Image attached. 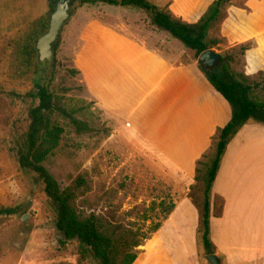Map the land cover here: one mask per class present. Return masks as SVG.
I'll use <instances>...</instances> for the list:
<instances>
[{"label":"rangeland","instance_id":"obj_1","mask_svg":"<svg viewBox=\"0 0 264 264\" xmlns=\"http://www.w3.org/2000/svg\"><path fill=\"white\" fill-rule=\"evenodd\" d=\"M148 1L173 18L194 25L214 0ZM56 2L0 0V208L19 209L0 226V264H94L81 260L77 243L66 241L56 229L35 175L21 170L11 153L17 138L26 131L32 104L21 97L36 84L48 87L60 108L91 129L78 133L60 113L51 117L63 135L44 165L61 189H76L72 203L76 213L82 218L94 216L105 226L141 228L144 232L157 223L164 226L136 250L133 264H209L197 245L198 214L188 198L190 188H198V184L181 180L172 166L134 140L121 121L106 111L104 101L122 103L133 79L128 76L120 39H112L115 43L108 48L105 31L156 33L149 16L142 10L82 5L75 0L54 49L53 67L46 69L37 62L30 77L22 79L17 69L25 39L40 19L49 23ZM209 38L219 41L212 53L227 60L232 71L253 88L254 95L264 100V0H230ZM176 43L185 50L176 62L199 63L194 52ZM154 47L169 54L160 45ZM211 153L212 149L207 154ZM230 155L219 187L229 193L230 209L233 200L251 193L243 205L247 216L236 226L239 240L256 246L244 255V264H260L264 260V245H257L264 243V127L250 122ZM240 155L247 160L237 158V167L245 163L238 170L234 159ZM78 179L85 184L76 188ZM183 199L191 204L182 203L174 220L166 223L172 205L176 207ZM213 203L217 214L222 201L213 196ZM220 264H226L225 260L220 259Z\"/></svg>","mask_w":264,"mask_h":264},{"label":"trees","instance_id":"obj_2","mask_svg":"<svg viewBox=\"0 0 264 264\" xmlns=\"http://www.w3.org/2000/svg\"><path fill=\"white\" fill-rule=\"evenodd\" d=\"M229 1L214 0L196 24L188 25L161 11L148 0H79L82 5L102 4L142 10L149 16L155 28L168 33L171 38L194 52L197 58L218 46L219 41L209 38V32ZM47 30L48 21L40 19L25 39L17 69L20 78L27 80L35 71L38 62L35 45ZM57 44L58 42L55 44V50ZM218 57L217 66L205 68L198 63L197 68L215 92L230 106L231 119L214 139L212 153L203 156L197 163L194 182L199 187H191L188 198L198 212L197 245L202 247L207 256H217L220 261L223 257L217 253L210 240L212 187L226 148L235 136L250 122L264 127V100L254 95L253 88L242 76L232 71L227 60ZM230 62L233 63L234 59H230ZM21 98L25 101L31 100L32 104L27 111L26 131L17 138L11 153L21 170L35 175V181L42 187L46 197L56 229L66 241L77 243L81 260H90L94 264H133L137 258L136 250L151 234L160 230L161 224L157 223L144 232L141 228L105 226L94 216L80 217L72 207L76 189L74 187L61 189L49 175L44 164L58 147L63 135V129L51 121L54 112L67 118L78 133L89 132L91 129L75 119L72 113L60 108L58 98L46 86L36 84L33 90ZM84 184L82 179H78L75 187ZM174 208L172 205L170 211L172 212ZM18 210L0 208V226L5 219L15 216Z\"/></svg>","mask_w":264,"mask_h":264},{"label":"crops","instance_id":"obj_3","mask_svg":"<svg viewBox=\"0 0 264 264\" xmlns=\"http://www.w3.org/2000/svg\"><path fill=\"white\" fill-rule=\"evenodd\" d=\"M156 30L149 35L117 29L105 31L108 48L111 49L115 43L112 39H120L128 76L133 79L129 80L131 88L122 103L113 105L104 101L106 111L121 121L134 140L145 144L154 151L156 158L172 166L181 180L193 182L197 163L211 151L218 132L230 121L231 108L210 86L197 64L176 62L177 55L185 52L178 47L177 40L164 31ZM154 44L164 47L169 54ZM241 131L226 148L210 198V240L226 264H244V255L256 247L239 240L236 226L247 216L243 205L251 193L233 200L234 208L230 209L229 193L219 187L221 174L229 168L230 150ZM239 157H243L246 163L247 157L240 155L234 159L235 166ZM243 165L236 167L240 170ZM213 196L214 200L222 201L217 214L214 203L212 205ZM184 202L190 203L188 199L177 203L166 223L174 220ZM261 244L264 245L257 242V245ZM260 264H264V260Z\"/></svg>","mask_w":264,"mask_h":264},{"label":"water","instance_id":"obj_4","mask_svg":"<svg viewBox=\"0 0 264 264\" xmlns=\"http://www.w3.org/2000/svg\"><path fill=\"white\" fill-rule=\"evenodd\" d=\"M75 0H57L54 10L49 18L48 30L36 42L38 63L46 69H51L55 62L54 47L57 43L62 28L70 18L69 10ZM203 67L212 68L218 65L219 57L211 51L201 54L198 58ZM209 264H220L217 256L209 255L206 257Z\"/></svg>","mask_w":264,"mask_h":264}]
</instances>
